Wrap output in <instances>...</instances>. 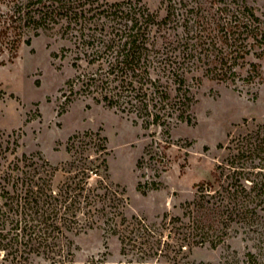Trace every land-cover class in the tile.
Segmentation results:
<instances>
[{
	"label": "trees",
	"instance_id": "obj_1",
	"mask_svg": "<svg viewBox=\"0 0 264 264\" xmlns=\"http://www.w3.org/2000/svg\"><path fill=\"white\" fill-rule=\"evenodd\" d=\"M161 3L163 16L142 0H0V56L7 57L2 62L13 60L34 37L57 33L69 45L54 56L70 53L74 68L66 101L92 97L134 113L144 127L168 131L193 120L198 69L235 86L260 82V64L249 57L264 55V14L245 0ZM244 123L218 145L224 151L213 179L197 185L184 206L187 220L173 217L179 225L166 239H154L157 233L143 217L126 215L129 197L110 179L106 138L99 132L71 135L69 158L58 165L40 152L11 159L4 152L0 264H31L37 256L73 264L71 234L101 226V220L119 234L124 253L128 242L143 244L142 259L163 252L161 245L174 237L184 252L207 242L215 248L233 228L254 233L259 250L226 263L264 264V117Z\"/></svg>",
	"mask_w": 264,
	"mask_h": 264
},
{
	"label": "rangeland",
	"instance_id": "obj_2",
	"mask_svg": "<svg viewBox=\"0 0 264 264\" xmlns=\"http://www.w3.org/2000/svg\"><path fill=\"white\" fill-rule=\"evenodd\" d=\"M142 1L160 16L165 14L161 0ZM245 1L264 14V0ZM64 45L69 42L57 33L42 34L31 45L22 44L13 60L2 62L7 57L0 56V161L4 152L10 159L40 152L58 165L69 158L66 145L71 135L99 132L106 138L110 179L124 187L129 197L126 215L143 217L157 233L154 239H166L179 225L172 222L173 217L187 220L184 206L195 198L197 185L213 179L224 151L218 145L239 133L245 119L264 117V55L249 57L260 64L262 74L252 86H235L211 78L202 69L195 71L193 120L168 131L158 125L144 127L134 113L97 103L92 97L66 101V81L74 74L71 54L54 56ZM100 223L71 234L73 264L92 260L96 264H227L259 250L257 234L233 228L215 248L207 242L178 252L174 237L167 240L169 246L161 245L163 252L142 259L143 244L133 246L127 241L124 253L119 234ZM64 261L69 264L37 256L31 264Z\"/></svg>",
	"mask_w": 264,
	"mask_h": 264
}]
</instances>
